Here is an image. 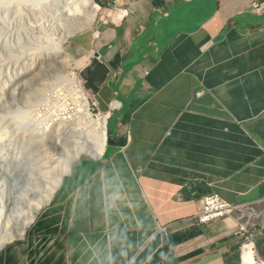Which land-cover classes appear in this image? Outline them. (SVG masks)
Returning <instances> with one entry per match:
<instances>
[{"label": "crops", "instance_id": "1", "mask_svg": "<svg viewBox=\"0 0 264 264\" xmlns=\"http://www.w3.org/2000/svg\"><path fill=\"white\" fill-rule=\"evenodd\" d=\"M98 1L70 52L127 143L74 161L0 264H243L240 225L264 262V0ZM210 193L237 208L199 225Z\"/></svg>", "mask_w": 264, "mask_h": 264}, {"label": "bare ground", "instance_id": "2", "mask_svg": "<svg viewBox=\"0 0 264 264\" xmlns=\"http://www.w3.org/2000/svg\"><path fill=\"white\" fill-rule=\"evenodd\" d=\"M79 1L87 11L94 15L100 9L95 0ZM59 2L60 0H0L1 39L5 29L2 19L14 21L19 28L14 45H10L6 41L3 43V50L9 59L15 58L17 53L26 49V46L40 42L34 36L37 33L35 27L28 28L25 19L28 17L42 19ZM68 56L69 53L62 50L58 51L51 65L52 69L55 72H60L65 67ZM45 73V71L40 70L38 74ZM70 79L72 95L78 103L75 106L77 109L71 112L72 115L62 111L55 117L56 119L50 120L51 124L44 128L43 132H40V130L36 132V128H33L30 121L31 119L29 120L30 115L27 113L18 114L14 121L22 133L20 136L15 137H11L12 132L8 126L0 122V147L3 152L9 151L14 146L20 148L17 160L8 162L5 165L6 172L13 180L14 188L8 196L5 208L0 204V214H6L0 216L2 227L0 229V242H2L0 243V250L7 243L24 233L40 210L48 204L74 161L78 160L83 154L98 158L104 153L107 145L106 124L109 113L105 116H93L90 110L89 97L83 88L82 82L73 72ZM70 125H73L74 128L67 135L64 147L60 139L61 131L63 127L68 128L71 127ZM47 143H51L52 147L63 150L61 165H59L58 160L48 156L45 151ZM2 199L0 198V200ZM242 249L243 264H264L263 261L256 258L253 243L243 244Z\"/></svg>", "mask_w": 264, "mask_h": 264}, {"label": "rangeland", "instance_id": "3", "mask_svg": "<svg viewBox=\"0 0 264 264\" xmlns=\"http://www.w3.org/2000/svg\"><path fill=\"white\" fill-rule=\"evenodd\" d=\"M110 10L116 12L115 9ZM110 10L100 6L99 11L94 15L87 11L79 0H60L59 4L52 7L42 19L36 17L25 19L28 28L35 27L37 33L34 36L40 42L26 46V49L17 53L13 59L7 57L3 50V43L6 41L14 45L19 28L14 21L2 19L5 29L2 39L0 36V122L8 126L12 132L11 137L20 136L22 133L14 121L18 114H29V120L31 119L36 132L39 130L43 132V129L51 124L50 120L56 119L55 117L60 112L64 111L72 115L71 112L77 109L75 106L78 103L72 95L70 78L72 72L81 82L82 78L78 65L71 55L70 42L76 35L93 31L101 21L110 20L111 18L106 13ZM61 50L69 53V56L66 58L65 67L60 72H55L51 65L56 54ZM40 70L46 73L38 74ZM82 85L89 97L93 116L108 115L109 112L102 113L99 110L96 100L88 93L83 82ZM70 126L63 127L61 131L60 139L64 147L67 135L74 128L73 125ZM18 150L20 148L14 146L9 151L3 152L0 147V198H3L0 204L4 208L14 188L13 180L6 172L5 165L17 160ZM45 151L50 158L58 160L59 165L62 164V149L52 147L51 143H47ZM82 157H88V155L83 154L80 158ZM4 215L6 214H0V216ZM256 258L260 260L259 257Z\"/></svg>", "mask_w": 264, "mask_h": 264}, {"label": "built area", "instance_id": "4", "mask_svg": "<svg viewBox=\"0 0 264 264\" xmlns=\"http://www.w3.org/2000/svg\"><path fill=\"white\" fill-rule=\"evenodd\" d=\"M251 12L254 14L264 13V3H253L251 6ZM103 22L106 23L107 21L103 20ZM236 208V204L230 203L218 194L210 193L204 195L201 200V207L195 217L196 222L199 225H204L217 219L229 217ZM238 234L242 237L241 247L245 243L254 244V241L251 239L250 233L245 226H239Z\"/></svg>", "mask_w": 264, "mask_h": 264}, {"label": "water", "instance_id": "5", "mask_svg": "<svg viewBox=\"0 0 264 264\" xmlns=\"http://www.w3.org/2000/svg\"><path fill=\"white\" fill-rule=\"evenodd\" d=\"M127 143V137L123 135H108L107 146L124 147Z\"/></svg>", "mask_w": 264, "mask_h": 264}, {"label": "clouds", "instance_id": "6", "mask_svg": "<svg viewBox=\"0 0 264 264\" xmlns=\"http://www.w3.org/2000/svg\"><path fill=\"white\" fill-rule=\"evenodd\" d=\"M2 243V242H0ZM127 247H131V245H128ZM120 255L121 256H124V257H128V251L127 249L122 245L121 246V251H120ZM109 260L111 261L112 260V257L109 256ZM128 264H135V257H131L129 260H128Z\"/></svg>", "mask_w": 264, "mask_h": 264}, {"label": "trees", "instance_id": "7", "mask_svg": "<svg viewBox=\"0 0 264 264\" xmlns=\"http://www.w3.org/2000/svg\"><path fill=\"white\" fill-rule=\"evenodd\" d=\"M95 1H96L97 4H99L100 6H102L98 0H95ZM187 191L189 192V190H187V189L184 190L185 193H186Z\"/></svg>", "mask_w": 264, "mask_h": 264}]
</instances>
